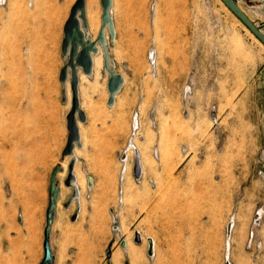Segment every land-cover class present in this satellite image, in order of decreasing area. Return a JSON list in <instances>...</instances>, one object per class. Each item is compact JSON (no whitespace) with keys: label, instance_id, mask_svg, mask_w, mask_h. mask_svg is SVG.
<instances>
[{"label":"rangeland","instance_id":"374dc122","mask_svg":"<svg viewBox=\"0 0 264 264\" xmlns=\"http://www.w3.org/2000/svg\"><path fill=\"white\" fill-rule=\"evenodd\" d=\"M11 1L15 17L0 38V264L41 263L57 164L65 168L56 177L62 201L50 233L54 264H110L109 245L112 254L122 253L121 264H130L120 247L126 236L139 264H148L146 227L155 240H184L186 264H225L223 255L191 259L199 232L210 231L197 229L200 221L216 220L219 233L227 221L260 218L264 234V50L221 0H112L115 37L106 28V49L126 94L106 116L104 64L97 78L79 80L86 121L79 123L74 175L86 183L67 208L71 158L62 153L72 94L70 79L58 80L65 60L49 43L72 0H35L34 7L32 0ZM96 7L100 21V0ZM131 142L141 155L139 180L134 153L126 159ZM76 202L81 212L71 221ZM134 228L146 239L136 243Z\"/></svg>","mask_w":264,"mask_h":264},{"label":"water","instance_id":"95a60500","mask_svg":"<svg viewBox=\"0 0 264 264\" xmlns=\"http://www.w3.org/2000/svg\"><path fill=\"white\" fill-rule=\"evenodd\" d=\"M259 11L262 15H264V0H259ZM222 3L227 7V9L231 12L234 17H237L242 25L250 31L254 37L264 46V23H256L254 22L246 13L241 9L238 2L236 0H221ZM112 0H100L101 6V16L100 21L101 26L97 33V38L91 41V38H87L84 35V31L88 29V21H86V7L85 0H77L70 10L69 16L66 19V23L63 27V41L61 44L62 57L65 59L64 66L60 70L58 80L62 84H65L70 79V93L72 94L70 110L66 114L65 123L67 129V139L66 144L63 149L62 156L67 157L71 156V161L68 164L67 176L65 179V186L71 188V195L68 198L65 207H68L69 204L79 197V191L76 186V180L74 175V167L76 158L74 155V149L81 148L79 135V123H85L86 114L80 108L79 104V93H78V74L79 70L82 72L84 76H91L92 74V56L93 54H98V46H100L101 50H103V64L104 70L107 74L108 82L106 90L109 93L107 105L110 106L114 102V97L122 87L124 83V78L117 74L111 68V64L108 58V50L106 49V36L104 35L105 30L107 28L108 35L113 39L114 35V27L113 20L110 16ZM66 96L64 94L63 100H65ZM134 168H133V177L136 180L140 179L142 173L141 163L139 162L138 154L134 156ZM62 168L58 164L53 168L50 177H49V187H48V204L46 207V215H45V227L43 231V258L40 264H54L55 256L51 250L50 244V230L52 227L53 220L56 215V206L60 199V187L59 181L56 179L59 172H61ZM85 178L87 179V187L90 188L93 183V179L89 174H86ZM79 212L78 204H76V211L74 215L71 217V221H74ZM116 229V227H114ZM230 228V225L228 226ZM135 242H141V235L138 232L134 233ZM148 251L147 254L149 256L152 255V240L148 239ZM120 247L125 248V241H120ZM111 245L108 246L106 258L110 260L112 253L110 251ZM226 264H230L229 261L226 260Z\"/></svg>","mask_w":264,"mask_h":264},{"label":"crops","instance_id":"0c3cea01","mask_svg":"<svg viewBox=\"0 0 264 264\" xmlns=\"http://www.w3.org/2000/svg\"><path fill=\"white\" fill-rule=\"evenodd\" d=\"M34 1L35 0L31 1L32 7H34ZM64 1L65 0H62L61 3H65ZM76 1L77 0H72V1H69L68 3H66L65 11L63 9V13H61V17H62L61 22L62 23H61L60 28H59V25L57 22L58 21V16H57L58 14L57 13H55V14L50 13L51 19H53V21L57 22V23H55V25H53V27L50 29L52 41H51V43H49V45L53 48L54 53L55 52L57 53L56 56H58L59 59H63L62 51H60L61 44H62L63 37H64L63 36V27L66 23L65 22L66 19L69 16L72 5ZM241 1L246 3L248 8L257 11L258 15L260 16V19H258V20L252 19L254 22L264 23V15H262L260 13L259 5H256V3L260 2L259 0H241ZM3 2H5V5H3L4 3H0V5H1L0 6V38L5 39L4 37H6V33H5L6 29L8 27H10V25L12 23L11 15L15 17L16 11L14 9L10 8V5H11L10 3H12L11 0H4ZM87 2L88 1L85 0L86 10L88 9ZM87 13H88V10L85 11L86 21H88ZM52 14H53V16H52ZM100 26H101V23L99 25V28H100ZM99 28L95 33L93 32L94 33L93 34L89 30L90 26L88 24V29L84 31V35L87 38L88 37L91 38V41L95 40L98 36L97 33L99 31ZM59 30H61V38L59 36V32H60ZM263 32H264V29H263ZM104 35L107 36L106 30H105ZM98 50L100 51V46H98ZM93 55H95V54H93ZM63 60H65V59H63ZM124 94H126V93H125L124 83H123L121 89L119 90V93H117L115 95L114 102L112 105H110V106L107 105V101H108V98H107V101L105 102V109H104V114L106 116L111 115L113 113L112 111L117 108V105L119 103L123 102L122 97ZM108 97H109V93H108ZM79 133H80V129H79ZM69 157L71 158V156H69ZM71 159H70V161H71ZM79 190L81 191V189L78 187V191ZM59 195H60V199H59L57 206H56L57 210H56V215H55L53 222L55 221V219L57 217L58 205L62 201L61 188H60ZM69 197L70 196H68V198ZM79 197H80V194H79ZM79 197L77 199L73 200L72 202H75L76 200H78ZM48 198H49V195H48ZM68 198L63 202L64 205L66 204ZM47 204H48V202H47ZM76 204H78V203L77 202L75 203V208H74L75 211H76ZM46 207H47V205H46ZM65 208H67V207H65ZM78 208H79V205H78ZM80 209L81 208H79V212H81ZM75 211H74V213H75ZM79 212H78L77 216L79 215ZM74 213H73V215H74ZM44 215H46V211H45ZM70 220H71V218H70ZM217 224L218 223L216 220H213V221L204 220V221H200L197 224V227H196L197 229H203V230L208 229L210 231H208L207 233L206 232H199V234H200L199 238H197L195 240V243L190 247V254H191L190 256H192L191 259L199 258V259L203 260L206 258L205 255H209V254L212 256V259H219V258H221V255H223L224 257L226 255V257L228 256L226 259L230 262V264H240L241 262L238 260L242 259L243 257L245 258V256H247L248 260L250 258H252V260H251V261H253L252 264H264V260L262 258V254L264 252V234L260 228V225L263 224L262 222H260V218H256L253 220L239 221V220L235 219V220L227 221L224 223V225L219 226V227L224 228V230H222V232L221 231L219 232V233H221V236L219 235V233L216 230H213V229L218 227ZM229 225H230V228H228ZM51 230H52V227H51ZM51 230H50V233H51ZM252 234H253V236H252ZM146 235H147V241H148V239L152 240V249H153V253L151 256H149L147 254V263L148 264H186V262L188 261L189 258H188V248H186V242L184 240H181V239L166 240L164 238H159V237H158V239L155 240V238L153 236L148 235V227H146ZM206 235L209 236L210 242L208 244L205 242L200 243V241L205 240ZM222 235L224 238V243L219 242ZM250 238H252V239H250ZM147 248H148V242H147Z\"/></svg>","mask_w":264,"mask_h":264},{"label":"bare ground","instance_id":"6f19581e","mask_svg":"<svg viewBox=\"0 0 264 264\" xmlns=\"http://www.w3.org/2000/svg\"><path fill=\"white\" fill-rule=\"evenodd\" d=\"M0 1H2V0H0ZM87 7H88V13H87V17H88V24H89V26H90V31L93 33H95L97 30H98V28H99V25H100V21H99V18H98V13L100 12V10L96 7V0H88V2H87ZM99 10V12H98V10ZM86 10V11H87ZM247 32H248V34L251 36V37H253L256 41H257V43H258V45H260V47L264 50V46L254 37V35L250 32V31H248L247 29H245ZM93 33V34H94ZM152 53H150V58H152ZM92 64H93V68H92V75H91V77H94V78H97L98 76H99V73H100V71H101V69L103 68V61H102V54L101 53H98V54H95V55H93V57H92ZM83 77H85L82 73H79L78 74V79L81 81V79L83 78ZM84 79V78H83ZM87 81V80H86ZM88 82V81H87ZM86 83V82H85ZM95 85V84H94ZM91 86L92 85H90V88H91ZM98 86V85H97ZM67 92V91H66ZM136 123H134L133 124V127H135L136 128ZM134 128V129H135ZM129 146L126 148V149H128V151H127V158L126 159H128L129 158V156H130V154H132V153H134V155L135 154H138L137 153V149L135 148V146L132 144V142H131V144H128ZM74 154H75V152H74ZM139 157V156H138ZM139 162L141 163V155H140V160H139ZM126 163V161H124V164ZM142 168H143V166H141ZM62 173H61V175H63V173H64V168H65V166H63L62 165ZM125 170H126V167H125V169H124V171H123V174H122V177L124 176V173H125ZM75 180H76V177H75ZM76 182H77V185H78V187L82 190L83 189V187L85 186V180H84V176L82 175V176H79V177H77V180H76ZM259 214H260V212H259ZM259 214L258 213H256V216H259ZM136 232H138L139 233V235H141L140 234V230H138V229H136V228H134V230L132 231V234L133 233H136ZM128 234V233H127ZM127 237V238H126ZM126 237H123L122 238V240H124L125 241V249L124 250H126V253H127V256H128V258H129V261H130V264H139V257H138V254H139V252H138V250H136L135 248H134V246L130 243V240H129V236H126ZM143 238L144 239H146L145 237H143V235H141V240H143ZM63 255H61V257H60V259L62 260L63 259ZM225 257H226V255H225ZM228 257V256H227ZM226 257V258H227ZM121 258H122V253L120 252V251H115V252H113V254H112V256H111V258H110V260H109V263L110 264H121ZM227 259H225V261H226ZM228 261V260H227Z\"/></svg>","mask_w":264,"mask_h":264}]
</instances>
